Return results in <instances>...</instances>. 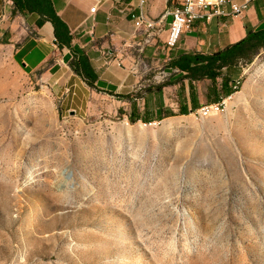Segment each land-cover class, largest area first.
Listing matches in <instances>:
<instances>
[{
  "label": "rangeland",
  "instance_id": "obj_1",
  "mask_svg": "<svg viewBox=\"0 0 264 264\" xmlns=\"http://www.w3.org/2000/svg\"><path fill=\"white\" fill-rule=\"evenodd\" d=\"M9 22L0 23V264H264V49L223 70L236 90L206 116L210 81L196 82L191 109L187 80L164 66L167 47L141 58L131 98L97 93L106 100L89 113L15 58ZM135 107L150 119L131 120Z\"/></svg>",
  "mask_w": 264,
  "mask_h": 264
},
{
  "label": "crops",
  "instance_id": "obj_2",
  "mask_svg": "<svg viewBox=\"0 0 264 264\" xmlns=\"http://www.w3.org/2000/svg\"><path fill=\"white\" fill-rule=\"evenodd\" d=\"M177 1L147 0L142 10L145 15L156 18L167 6ZM51 2L56 13L67 24L73 36L74 48L84 51L95 69L98 75L96 88L89 87L81 76L72 71L69 65L70 49L57 46L49 21L36 27L33 15L18 12L12 4L16 14L21 17L18 21L23 22L18 31L14 27L15 23L8 21L9 12L5 1L0 0V23L9 22L12 32L18 33L13 39L16 42V37L20 38L14 49L15 58L29 72H38L40 80L53 91H61L63 101L72 110L80 109L83 105L87 112L93 113L95 108L91 107L92 100H106L100 94H129L139 84L141 58L154 59L156 55L164 54L170 20L167 18L155 36L144 43L145 33L135 28L130 16L132 11L139 12L136 0H103L92 15L89 14L92 0ZM224 9L229 10L228 7ZM250 29L264 30V0H253L240 13L214 15L210 20H195L173 48L167 47L168 59L181 52L210 53L222 49L243 38Z\"/></svg>",
  "mask_w": 264,
  "mask_h": 264
},
{
  "label": "trees",
  "instance_id": "obj_3",
  "mask_svg": "<svg viewBox=\"0 0 264 264\" xmlns=\"http://www.w3.org/2000/svg\"><path fill=\"white\" fill-rule=\"evenodd\" d=\"M14 8L23 14H30L35 17L34 25L40 27L44 22L49 21L53 27L55 43L60 48L67 47L71 52L69 65L72 71L81 76L84 82L92 88H96L95 82L98 75L93 68L87 54L79 51L72 44L73 36L67 24L56 13L51 0H11ZM262 49H264V30H248L246 35L229 43L222 49L206 53L199 51L181 52L170 57L165 68L187 80L188 96L191 109L199 107V100L196 92V82L207 79L210 85L206 92V100L211 103L221 102L231 95L236 89L231 84L232 78L224 69L237 68L244 63H249ZM220 78V82H218ZM161 85L156 86L160 91ZM113 94L112 92H108ZM117 97L131 98V94H114ZM187 107H180V113H187ZM137 111V112H135ZM139 108H133L130 112L131 120L147 117L144 107L142 113Z\"/></svg>",
  "mask_w": 264,
  "mask_h": 264
},
{
  "label": "built area",
  "instance_id": "obj_4",
  "mask_svg": "<svg viewBox=\"0 0 264 264\" xmlns=\"http://www.w3.org/2000/svg\"><path fill=\"white\" fill-rule=\"evenodd\" d=\"M253 0H178L177 3L167 6L156 18L146 14V17H139L137 10L130 14L133 24L137 30L145 33L143 42L148 43L153 38L167 18H171L168 25V32L165 45L173 48L180 40L181 35L192 27L195 20H210L214 15L236 14L247 9ZM103 0H92L89 7V14H94ZM228 7L229 10L224 8ZM123 8V7H122ZM137 8V7H136ZM222 102L202 105L198 109L201 116H206L210 110H219Z\"/></svg>",
  "mask_w": 264,
  "mask_h": 264
},
{
  "label": "bare ground",
  "instance_id": "obj_5",
  "mask_svg": "<svg viewBox=\"0 0 264 264\" xmlns=\"http://www.w3.org/2000/svg\"><path fill=\"white\" fill-rule=\"evenodd\" d=\"M146 2L147 0H136L137 6L139 7V12H138L139 17H146V15L144 14V11L142 10Z\"/></svg>",
  "mask_w": 264,
  "mask_h": 264
}]
</instances>
